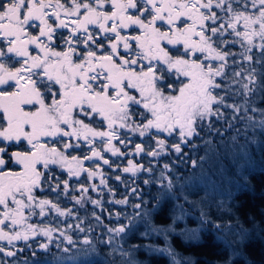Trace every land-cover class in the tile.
Segmentation results:
<instances>
[{
    "label": "snow or ice",
    "instance_id": "1",
    "mask_svg": "<svg viewBox=\"0 0 264 264\" xmlns=\"http://www.w3.org/2000/svg\"><path fill=\"white\" fill-rule=\"evenodd\" d=\"M214 7L223 15L218 16L212 11ZM90 26H95L101 34L99 41L89 31ZM241 27L242 31L239 30ZM30 28L34 31L38 29V34L33 35L29 32ZM61 30H69L67 39L58 36L67 48L56 51L52 42ZM124 30L138 34L126 32L122 35ZM226 32L236 39L220 41L219 38ZM105 40L110 43L105 44ZM76 41H81L83 48ZM217 43L229 47L240 43L243 51H223L214 46ZM0 44L5 45L0 48V85L6 86L0 88V138L3 141H26L29 146L28 151L13 152L9 158L19 166L18 171L8 170L5 159L0 155V242L9 246L0 244V253L4 257L16 256V251L10 250L15 247L16 241L27 242L42 235L47 237L48 242L39 247L48 252L52 264H116L117 256L120 257V264H148L147 261L133 260L131 252L126 251L116 238L138 231V225H147L152 214L159 212L164 204H172L173 209L180 210L179 215L169 213L170 224L151 229V232L163 234L166 242L169 235L177 234L188 243H200L201 230L206 231L210 225L216 233V240L223 243V250L229 252L227 259L212 264H236L237 258L244 256L239 249L247 240L249 230L241 226L238 218L235 224L231 221L215 222L209 213L201 211L197 218L198 227L189 228L186 225L179 232L177 221H184L190 215L184 212L185 204L189 207L196 204V201L189 200V195H198L203 191L204 197L200 201L203 204L218 194L211 182L202 177L190 178L189 182L182 172L188 167L203 169L208 153L215 148L211 137L221 134L220 129L213 128L211 118L224 119L222 108L231 110V120L226 121L225 131L235 128L233 121L245 124L242 163L237 170L243 182H235L237 190L251 191L245 173L259 171L264 174V108L253 107L247 99L257 87L264 89V84L257 79L258 76L264 79V0H0ZM169 45L172 50H169ZM121 47L125 55L120 54ZM253 48L259 49L254 63L259 65L260 70L250 65L233 71L232 84H241V80L247 82L235 92L220 95L219 92L225 89L221 88L217 78H221V82L229 79L226 69L238 65L237 55L243 61L252 62L255 55ZM173 51L177 55H173ZM229 59L232 60L231 65ZM13 64H19V67L13 70ZM225 88L230 89L231 84ZM240 95L245 97L242 102H226ZM48 99L50 102H46ZM85 106L90 111H86ZM130 107L134 111L140 109L136 112L140 123L130 119ZM75 110L93 120L96 118L93 114H98L102 118L100 123L106 122L107 130L97 131L83 120L74 119ZM206 119L210 121L207 125L204 124ZM65 127L69 130L66 131ZM120 129L138 133L139 137L145 138L144 143L135 144L133 152H121L113 141H119L122 147L127 148L125 139L130 144L135 137L129 138L124 133L125 139H120ZM248 129L253 131V136L248 135ZM153 130L157 137L167 134L168 139H178L179 143L169 146L165 139H156V147L147 151L144 144L153 135ZM236 131L239 133V129ZM201 133L210 138L205 140ZM46 137L60 140L75 138L77 143H64L65 151H61L55 146L49 147V141L43 139ZM194 139L201 140L205 148V155L198 159L184 153L181 147L183 145L193 154L197 153L200 146L193 143ZM231 139L237 141V136ZM81 140L90 146L91 155H85L83 159L73 156L69 160L66 151L78 150ZM97 142L104 145L103 152L114 157L151 158L150 165L160 158H168L174 151L179 164H164L159 176H156L155 168H145L143 164L128 159L127 166L121 169L122 173L131 174V177L147 173L149 179L143 183L158 185L154 197L156 202L149 208L148 201L143 199L138 188L129 190L126 185L127 196L113 198L108 203L129 206L133 212L131 215L127 212L114 214L117 221L123 217L128 223L115 228L105 226L108 233L106 240L94 242L90 235L93 228L81 226L86 217L76 216L74 229L72 224L67 229H56L29 223L31 217L37 215L36 209H39L41 217H46L49 210L59 217L75 215L72 208L61 209L51 200L36 199L34 190L45 178L38 165L47 170L50 165L58 164L67 169L69 179L80 177L82 173L89 180L99 177V185L81 186V195L72 199L81 207L85 200L103 206L100 186L107 187L108 182L98 164L95 171L84 167L85 160L94 163L102 160L104 165L112 167L109 160L104 159L102 151L97 150ZM51 143L55 144V141ZM249 145H255L254 151L259 160L253 157ZM0 153H6V148L0 147ZM115 179L121 181L120 176ZM59 188L57 184L51 189L57 197L60 195L56 191ZM89 188L99 192L101 199L88 196ZM63 189L67 197L70 190L68 180L63 181ZM107 191L115 196L112 188H107ZM129 197L138 198L140 202L130 203ZM228 197H233L231 191ZM218 205L223 206L224 201H218ZM226 211L231 212V209ZM92 215L103 223L95 212ZM112 215L110 213L109 217ZM55 231H59L56 240L62 237L63 241L55 243L58 252L51 253L49 245L54 243ZM72 231L77 235L84 233L83 239H75L69 234ZM151 232L146 230L139 234L148 236ZM233 233L235 239H227ZM99 244L108 248L102 256ZM141 248L166 254L170 264H196L192 256L177 253L171 245L158 248L142 244L133 246L132 252ZM0 264H6V261H0Z\"/></svg>",
    "mask_w": 264,
    "mask_h": 264
},
{
    "label": "trees",
    "instance_id": "2",
    "mask_svg": "<svg viewBox=\"0 0 264 264\" xmlns=\"http://www.w3.org/2000/svg\"><path fill=\"white\" fill-rule=\"evenodd\" d=\"M216 12V9L213 10ZM134 34L135 32H130V30H124L122 32V35L125 33ZM100 38V36H98ZM233 36L230 35L228 32L224 33L222 37L219 38L220 41L227 40V41H233ZM216 38H214L215 40ZM99 41V39H98ZM215 47H220L223 51H229L233 53H240L242 51H238V48L240 47L239 44H233L231 47H229L226 44L223 43H217L214 44ZM80 47L83 48V45L80 43ZM169 50H172V46L169 45ZM121 55H125V52L123 50H120ZM254 60L252 62L247 63H239L236 66H233L229 69H226L228 73V77H231V73L233 71H239L241 67L246 66V64H250L254 67H257L258 71L259 65L255 64L254 61L258 57L259 50H253ZM173 55H177L174 51L172 52ZM199 55V54H198ZM239 56V55H237ZM202 58V57H201ZM229 64H232V61L229 60ZM18 64H13L12 66H17ZM181 79H183L181 77ZM241 79V78H237ZM260 84H264V79L261 77H257ZM246 80H241V84L244 83ZM217 82L221 83V86L226 84V80H223L221 82V78H217ZM171 83V81H169ZM241 84H233V86H241ZM55 87H58L55 86ZM158 87H161V85H158ZM179 87V85H177ZM227 91L228 89L222 88ZM223 91V92H225ZM136 94L137 93H131ZM237 97V103L242 102L245 97L243 95L236 96ZM230 99V98H229ZM249 102L252 104L253 107L258 108H264V89H261L260 87H257V90L254 94L247 97ZM46 102H50V99L46 100ZM228 103V101H226ZM86 111H90L87 109V106H85ZM140 109H136L135 111L132 110L130 107V119L134 120L136 123H140L141 119L136 114L137 111ZM221 111L224 113V119L217 120L215 117L211 118V121L213 122V126L215 128H218L222 130L220 135L213 136L212 141L213 145L217 146L218 153H213L210 151L208 153V158L204 162L203 169L197 168L195 170L191 169V167L185 168L182 172L183 176L186 180H189L191 182L190 178L195 177H202L206 182H211L214 184L215 188L217 189L218 194L215 196L214 199L209 198L208 202L206 203H200L201 199L204 197V192H199L198 195H189V200L196 201V204L192 207H189L187 204H185L184 212L190 213V215L186 216V220L184 221H177L178 228L177 232H179V229L187 227L189 228H196L198 227L199 221L198 217L200 215L201 211L209 213V216L211 220L215 222H224V221H231L233 224L237 222V218L239 219V222L241 226L244 229H248V238L245 241V243L240 247V251L244 253L243 257L237 258L236 264H246V262H251V264H264V174H260L259 171L255 173H245L247 175V183L249 184L251 191H238L237 187L235 185L236 181L243 182V179L240 175L237 174L238 168H240V165L242 163V146L245 145V124L239 121H233L235 124V128L228 129L226 121L231 120V110H225L221 109ZM95 115V120H93L91 117H85L83 113H79L78 110L74 111V119H80L83 120L85 124H88L90 127L95 128L97 131H106L107 125L106 122L103 124L100 123L102 118L98 114ZM256 115V114H254ZM258 119V118H257ZM209 123V120H205L204 124L207 125ZM221 126L222 128L218 127ZM237 129H239V133H237ZM65 130H69L65 127ZM151 138L147 141V144H144L147 151H151L156 147L155 140L156 139H165L166 143L171 146L174 143H179L178 139H168L167 134H163L159 137H157L154 134ZM259 132L260 130L257 129ZM124 133H127V136L129 138L135 137V139L132 140V142L129 144L128 140L125 139ZM118 135L120 136V139H125V143L128 144L127 148H124L120 145L119 141H113V144L115 147L120 148L121 152H133L135 149V144L137 143H144L145 138L139 137L138 133L134 134L128 129H120L118 131ZM201 135L204 137L205 140L209 139V136L205 135L204 133H201ZM237 136V141H233L231 139L232 136ZM248 135L251 137L253 136V131L251 129H248ZM264 138V137H262ZM45 141H49V147L55 146L61 151H65L63 149L64 143H72L76 144L77 140L75 138H68L64 137L62 140L55 138V137H46L43 138ZM52 141H55V144L51 143ZM81 147L78 150L69 149L66 151V155L68 156L69 160L71 157L76 156L80 159H83L85 155H91V148L90 146H87L84 144V142L81 140L79 141ZM193 143L200 146V150L193 154L189 148L182 147V151L184 153H187L189 156H192L194 159H198L199 156L205 155V148L202 146V141L199 139H194ZM150 145V147H149ZM0 147L6 148V153H0V155L3 156V158L6 161V168L8 170L18 171L19 166L15 165L12 160L9 158L11 157L13 152L20 151H28L29 146L27 145L26 141L23 142H15V141H3L2 138H0ZM97 150H103L104 145L100 143H96ZM249 149H252V155L255 159L259 160V156L254 151L255 145H249ZM171 151V150H170ZM102 155L104 159L109 160V162L112 164V167L109 168L108 165H104L102 160H99L97 162H90L85 160L84 161V167L88 168L90 170H97V164L99 165V169L103 172L104 178L107 180V187L100 186L101 191L103 193L102 196V207L96 206L91 204L90 201L85 200L83 202V207L80 205H77L75 201L72 199L73 196L79 197L80 194V187H88L90 184H97L99 185V177L93 178L89 180L87 178V175L85 173H82L80 177H72L69 179V176L67 174V169L62 168L58 164H53L49 166V169H44L43 165H38V170L45 173V178L42 180V183L39 188L34 190V195L37 200L40 199H48L51 200L53 203H57L61 209H67L72 208L74 212L73 217H59L54 211L49 210L47 212L46 217H41L38 215L39 209H36L37 215H34L31 217V219L28 221L31 224L37 225L40 227V225H45L47 227L58 226L60 223H62L64 220L74 221L77 222L76 216L79 217H86L84 220L82 226L87 225L93 226L98 222L95 217L92 215L93 212L96 213L97 216L100 217V220L103 223H100V225H111L114 227H118L120 224H127L128 220L121 217L119 221H117L115 217V213L117 212H127L129 215L132 214L133 209L129 206H123V205H115V204H109L108 201L111 199H123L125 196H127L126 191V185L128 189L130 190L132 187L138 188V190L143 194V199L145 201H148V207L151 208L155 204L154 197L157 194V188L158 185H145L143 183L144 180L149 179V176L147 173H141L138 174L136 177H131V174L128 173H122L121 169L123 167H126L128 164V159L134 160L138 164H143L145 168L151 166L156 169L155 175L159 176V170L163 167L164 164H170V165H176L179 164V161L177 160V156L174 153V151H171V154L168 158H160L158 160H155L152 162V164H149V160L151 158H143V157H137V156H127V158H118L111 155V153H105L102 151ZM213 155H216L219 163L221 164V168L211 165V160ZM190 165V161H189ZM183 167V166H181ZM245 167H247L245 165ZM116 176L121 177V181H117L115 179ZM155 178V177H153ZM68 180L69 181V192L67 194V197L64 195V189H63V181ZM79 181V182H77ZM59 184L60 188L57 189L60 193L59 197H57L55 191H51V189L55 188V186ZM107 188H112L113 192L115 193V196L113 197L111 193L107 191ZM231 191L233 193V197L229 199L228 193ZM88 196H90L92 199H101V194L99 192H93L89 188V192L87 193ZM130 203H139L138 198H131L129 197ZM224 201L223 206L218 205V201ZM183 203V201H180ZM226 209H231V212L226 211ZM174 212L175 215L180 214L179 209H173L172 204H164L161 206V210L159 212H155L152 214L150 221L147 223V225H138V231L129 232L127 236L124 234H121L119 237H117L118 242L122 244L123 247H126L128 249H131L132 255L135 257L137 261H147L148 264H170V258L166 254H160L156 252H149L145 249H137L134 252H132L133 246L138 245H154L158 248H164L166 245H171L173 248H175L177 253H180L182 255L186 256H192L196 264H212V262L215 261H222L228 258L229 252L224 249V245L221 242H218L216 240V233L211 229V226H208V229L201 230V242L200 243H188L186 242L180 235L177 234H171L169 235L168 241H165L164 235L160 233L151 232V229L155 226L160 225H168L171 223V219L169 218V213ZM113 214L111 218L109 217V214ZM28 213L26 212V215ZM251 217V218H250ZM151 232L148 236H141L139 233L144 231ZM97 234H103V231L101 228H99V231ZM95 235V234H94ZM43 238H47L45 236L40 235ZM54 237H58L57 232H53V239ZM33 238V237H32ZM32 238H30L28 241H32ZM227 239L233 240L235 239V234H229L227 236ZM61 241V240H60ZM24 241H19V249H30L29 247L25 248L23 246ZM55 243H60L54 241L53 245ZM9 247V246H6ZM99 252L104 253L105 245L99 244ZM127 249V250H128ZM10 250L13 251V248ZM20 256L15 257L17 258H26L29 257V252L20 251ZM56 253V252H53ZM105 253H107V250H105ZM104 253V254H105ZM46 253H40L37 254V259L48 257L50 256L45 255Z\"/></svg>",
    "mask_w": 264,
    "mask_h": 264
},
{
    "label": "rangeland",
    "instance_id": "3",
    "mask_svg": "<svg viewBox=\"0 0 264 264\" xmlns=\"http://www.w3.org/2000/svg\"><path fill=\"white\" fill-rule=\"evenodd\" d=\"M205 2H206V0H205ZM216 8L214 7L213 9H212V11L213 10H215ZM216 13H217V15L219 16V15H223L221 12H220V10L219 9H216ZM222 22V21H221ZM35 23H37V22H35ZM239 30H243L242 29V27L239 29ZM96 34H98V31L96 30ZM135 34H138V33H134L133 35H135ZM94 36V38H97L98 37V35H97V37H96V35H93ZM233 36V35H232ZM99 38V37H98ZM233 38V40H235L236 39V37H232ZM113 39H114V37H113ZM76 43H81L82 44V42L81 41H76ZM104 43L105 44H108V43H110V41H108V40H105L104 41ZM256 43L258 44L259 43V41L257 40L256 41ZM235 44H239L240 45V43H235ZM220 48V47H219ZM259 50L258 48H253V50ZM120 50H123V48L121 47L120 48ZM124 51V50H123ZM238 51H243V48L241 47V45H240V47L238 48ZM127 58V57H126ZM229 60H231V59H229ZM236 60L239 62V63H241V62H243V63H247V61H243L242 60V58H241V56H236ZM232 61V60H231ZM238 63V64H239ZM250 66V64H246V66H244V68H248ZM252 66V65H251ZM247 81H244V83H246ZM228 84H231V88L230 89H228L227 91H225V92H223V91H221V92H219V94L220 95H225L226 93H228V92H235L236 90H238V89H240V87L239 86H233V84L231 83V77H229V79H226V84H224L223 86H221V88H225V86L226 85H228ZM6 86H4V85H0V88H5ZM11 90V89H10ZM228 101V103L230 104V103H233V102H236L237 103V97H234V98H230V99H228L227 100ZM32 110H35V109H32ZM257 118L259 119V117H258V115H257ZM210 122V121H209ZM218 127L219 128H222L221 126H219L218 125ZM213 128H215L214 126H213ZM222 132V130H220V133ZM210 138V137H209ZM213 137H211V139H212ZM217 146H215V148L212 150V154L213 153H218V151H217ZM14 163V162H13ZM15 164V163H14ZM211 165H215V166H217V167H219V168H221V164L219 163V161H218V159H217V157H216V155H213V157H212V160H211ZM222 170V168L220 169V171ZM64 218V217H63ZM69 224H72L73 225V229H74V227H75V224H76V222H74V221H69V220H64L62 223H60L57 227L56 226H54V228H56V229H67V226L69 225ZM82 226V225H81ZM105 226H107V228H115L114 226H111V225H100V222H97L94 226H93V232L90 234L91 235V237L93 238V240H94V242H96V241H98V240H106L107 239V237H108V233H107V228L105 227ZM40 227H42V228H47V226H45V225H40ZM82 227H84L85 229H87L89 226H87V225H84V226H82ZM99 228H101L102 229V231H103V234L104 235H101V234H97V232L99 231ZM5 231H8V229L7 228H5ZM57 232V235H58V237H59V231H56ZM69 234H72L73 236H74V238L75 239H77V240H82L83 239V236H84V233H80L79 235H77L76 233H75V231H72V232H70ZM95 234V235H94ZM54 241H56V237H54V239H53ZM61 240V241H60ZM60 240H57V242H62L63 241V238L61 237L60 238ZM116 240H117V242H118V239L116 238ZM23 241V240H22ZM19 241H16L15 242V247L13 248V251H16V256L15 257H17V256H20L21 254H23V253H21L20 251H19V247H20V245H19V243H18ZM48 242V240H47V238L45 239V238H43V237H41L40 235H37L36 237H33L32 238V241H27V242H20V243H23V246L25 247V248H27V246L26 245H30V249H23V251L24 252H29L28 253V255H29V257H26V258H17V259H14L15 257H4V255H3V253H0V261H6V264H25V261H28V264H35V262L36 261H39L40 262V264H52V259H51V256H48V257H43V258H39V259H37V257L39 256H37V254H40V253H46L45 255H48V252H46V250H44V249H41L40 247H39V245L40 244H42V243H47ZM65 245H66V241H64L63 242ZM0 244H3V246H8L7 244H6V242H0ZM99 246V245H98ZM49 248H50V250H51V253H53V252H58V249H56V247H55V244L53 245V244H51V245H49ZM99 248V247H98ZM126 251H130L131 252V249H128V248H126V247H123ZM128 249V250H127ZM133 249V248H132ZM105 250H107L108 251V248L107 247H105V249H104V253H105ZM33 252H35L36 253V255L35 256H33ZM104 253H101V252H99V254L102 256V254H104ZM131 258L133 259V260H135V261H137L136 259H135V257L132 255V253H131ZM116 264H120V257H116Z\"/></svg>",
    "mask_w": 264,
    "mask_h": 264
},
{
    "label": "flooded vegetation",
    "instance_id": "4",
    "mask_svg": "<svg viewBox=\"0 0 264 264\" xmlns=\"http://www.w3.org/2000/svg\"><path fill=\"white\" fill-rule=\"evenodd\" d=\"M62 2H64V0H62ZM49 22L51 23V21H49ZM37 23H38V21H37ZM53 26H55V25H53ZM89 31H91L93 33V35H96V37H97V35L98 36L101 35L99 33L96 34V28H95V26H90L89 27ZM29 32H31L33 35H36V34H38V29H36L34 31L33 29L30 28L29 29ZM68 34H69V30H61V31H59L57 33V36H54L52 43H53V46L55 47V50L56 51H64V50H66L67 45L63 44V41L60 40V39H58V36L62 35L65 39H67L68 38ZM96 39L98 40L99 38L97 37ZM45 43H48V42L45 40ZM3 47H5V45L0 44V48H3ZM30 51H31V48H30ZM34 54L35 53L33 52V55ZM12 67H13V70H14L16 67H19V64L17 66H12Z\"/></svg>",
    "mask_w": 264,
    "mask_h": 264
}]
</instances>
